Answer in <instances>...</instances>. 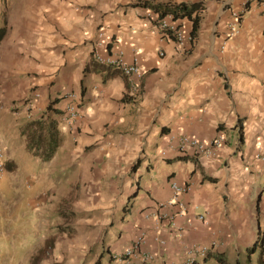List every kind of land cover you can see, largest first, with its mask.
Listing matches in <instances>:
<instances>
[{
  "label": "crops",
  "instance_id": "obj_1",
  "mask_svg": "<svg viewBox=\"0 0 264 264\" xmlns=\"http://www.w3.org/2000/svg\"><path fill=\"white\" fill-rule=\"evenodd\" d=\"M143 1L197 4L196 36L179 46L158 25L154 8L149 14ZM2 3L6 31L0 40V136L16 125L21 131L26 127L30 121L15 109L40 91L34 99L35 117L54 118L61 135L47 162L58 177L60 169L74 171L67 177L73 189L78 188L72 204L84 213L87 226L97 230L91 241L88 232L82 235L89 243L80 244L79 251L107 254L104 259L109 255L119 264H184L182 242L216 241L217 247L195 264H222L218 254L228 260L234 249L253 244L257 234L251 203L258 191V212L264 213L261 0ZM234 12L239 13L240 30L224 48ZM167 17L191 34L189 17ZM119 49L127 61L139 58L143 78L134 93L121 69L95 59V51L115 54ZM72 92L83 112L74 129L64 119L70 101L66 94ZM220 132L226 141L210 156L193 148L182 152L170 139L174 133L209 142ZM58 177L52 181L55 191L60 189ZM174 180L192 184L188 214L179 219L185 234L180 239L169 229L167 244L160 248L153 240L154 221L146 214L170 197ZM198 213L206 214L210 225ZM142 232L147 236L144 248L155 258L120 260L117 256Z\"/></svg>",
  "mask_w": 264,
  "mask_h": 264
},
{
  "label": "rangeland",
  "instance_id": "obj_2",
  "mask_svg": "<svg viewBox=\"0 0 264 264\" xmlns=\"http://www.w3.org/2000/svg\"><path fill=\"white\" fill-rule=\"evenodd\" d=\"M2 25L0 15V40L5 29ZM3 141L7 156L0 180V264H119L109 260V255L104 259L107 254L79 251L80 244L89 243L82 235L88 232L91 241L97 230L87 226L82 219L84 213L72 204L78 188L73 189L74 182L67 177H72L74 171L60 169L58 177L57 169L34 154L20 126L4 133ZM57 177L60 189L55 191L52 181ZM259 195L260 191L253 194L251 203L255 241L264 235V213L259 214L257 206ZM96 245L102 249V243ZM261 251V245L251 252L242 245L229 253V264H258Z\"/></svg>",
  "mask_w": 264,
  "mask_h": 264
},
{
  "label": "built area",
  "instance_id": "obj_3",
  "mask_svg": "<svg viewBox=\"0 0 264 264\" xmlns=\"http://www.w3.org/2000/svg\"><path fill=\"white\" fill-rule=\"evenodd\" d=\"M264 3V0H261ZM149 14H152L151 8L147 9ZM170 17L160 18L158 15V25L165 31L170 32L179 46H183L187 39L192 40L193 36L191 34H186L184 29L169 19ZM240 30L239 13L234 12V18L231 22V30L228 37L224 40L223 47L225 48L228 38L235 35ZM102 34V32H100ZM96 61L105 67H117L127 76L130 82L131 92L134 93L139 88L140 80L143 78V71L139 58L135 56L133 60L127 61L125 59V51L119 49L115 54L103 53L101 51L94 52ZM41 92L35 91L32 96L24 100L22 107H17L15 109L16 114L19 117L27 118L28 120L35 119L36 111L35 101L36 97H40ZM66 96L69 98L64 109V119L68 122L72 129L76 126V120L82 116V110H80L79 105L76 104L77 94L67 93ZM3 107V106H2ZM172 141L177 142V147L182 152H188L191 148L195 152L202 155H213L216 153L217 147L221 146L225 141L226 137L223 132L218 133L209 142L200 140L199 138L192 137L189 135H176L172 133L170 135ZM5 150L4 141L0 136V180L5 171ZM172 192L170 197L161 203L158 208L150 213L146 214V217L152 218L154 223V234L153 240L156 241L160 248H164L167 244V239L165 233L170 229L175 236L180 239L183 238L185 234V226L181 225L179 221L180 218L188 214L189 206L187 203V196L192 189V184L189 182L180 184L178 181L174 180L171 182ZM164 207H168L164 210ZM169 208H173V211H169ZM197 217L205 224L210 225V220L204 213H198ZM147 242V236L145 233H141L135 237L133 242L126 246L117 257L120 260L124 258L133 259L140 258L145 262H151L154 258V252L144 248ZM185 252L184 264H195L198 259H203L208 256L211 249L217 247V242L213 241L211 244L207 243H195V242H182Z\"/></svg>",
  "mask_w": 264,
  "mask_h": 264
},
{
  "label": "trees",
  "instance_id": "obj_4",
  "mask_svg": "<svg viewBox=\"0 0 264 264\" xmlns=\"http://www.w3.org/2000/svg\"><path fill=\"white\" fill-rule=\"evenodd\" d=\"M142 4L148 8L153 7L160 18L167 17L168 15L173 17L174 20L189 17L192 21L191 35L193 38L196 36L200 25V15L199 12H196V9L198 8L197 4L188 5L187 3L182 2L178 4L161 6L153 4L150 1H143ZM5 31L6 29H3L1 37L4 35ZM49 109L57 111L55 108L53 109L52 105L49 106ZM44 115L34 121L29 122L26 127H24L23 133L26 135L28 144L32 151H34V154L40 157L42 160L48 161L52 159L57 147L60 145L61 135L58 129L57 121L50 116L45 118ZM29 130L32 131L29 132ZM14 166V164L11 165L12 168H14ZM258 245L262 246L258 264H264V235H259L257 240L248 248L249 252L256 249ZM217 257L222 264H229L227 258L221 256V254H218Z\"/></svg>",
  "mask_w": 264,
  "mask_h": 264
}]
</instances>
